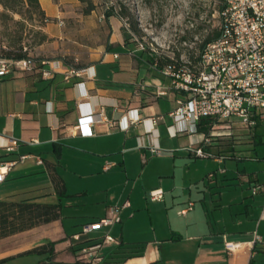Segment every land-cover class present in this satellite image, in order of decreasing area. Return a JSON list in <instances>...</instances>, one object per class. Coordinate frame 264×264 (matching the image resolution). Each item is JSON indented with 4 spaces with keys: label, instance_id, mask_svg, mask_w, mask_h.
Instances as JSON below:
<instances>
[{
    "label": "crops",
    "instance_id": "0c3cea01",
    "mask_svg": "<svg viewBox=\"0 0 264 264\" xmlns=\"http://www.w3.org/2000/svg\"><path fill=\"white\" fill-rule=\"evenodd\" d=\"M38 2L43 16L41 38L31 51L34 56L29 53L37 66L0 76V161H16L0 183V201L58 205L59 216L1 238L0 264L24 258L37 264L45 255L26 251L47 241H57L54 264H81L79 248L107 234L116 243L105 244L100 253L104 257L109 249L121 247L116 257H127L121 264H264L259 255L264 254V246L252 244L255 234L264 235V218L260 217L264 195L250 197L243 190L224 199L226 193L236 192L219 186V180L229 178L226 171L211 166L192 171L198 157L191 148L203 146L218 154V143L213 139L204 144V132L198 127L173 134L175 121L169 113L180 95L156 69L149 57L153 52L139 50L133 38L125 41L121 19H105L97 5L84 14L79 0ZM69 68L79 70L80 76L66 82L63 75ZM43 69L50 74L43 75ZM161 98L173 103L166 113L157 112ZM99 109L106 119L93 124L92 134L80 135L75 127L79 118ZM134 109L140 120L127 125ZM186 134H193L189 144L188 138L182 140ZM66 147L97 155L95 168L87 175L101 172L102 184L68 191L60 161L55 160ZM22 155L25 158L19 160ZM131 158L142 163L140 168L130 169ZM106 164L110 166L104 169ZM36 173L40 179L32 185L50 187L60 199L57 203L43 202L39 195L14 197L26 187L21 186L22 179ZM57 183L64 187V195L59 194ZM158 188L162 199H150V191ZM209 191L212 195L208 196ZM71 194L76 199L68 200L66 206L80 208L64 216L61 200ZM124 201L129 205L121 209L120 222L95 227L97 232L92 228L77 241L71 239L83 225L106 216L110 206ZM241 204L242 209L238 208ZM226 240L241 245L228 253Z\"/></svg>",
    "mask_w": 264,
    "mask_h": 264
},
{
    "label": "built area",
    "instance_id": "2783aa9c",
    "mask_svg": "<svg viewBox=\"0 0 264 264\" xmlns=\"http://www.w3.org/2000/svg\"><path fill=\"white\" fill-rule=\"evenodd\" d=\"M218 31L219 35L206 43L193 61L173 60L159 70L170 79V89L180 95L176 98L177 106L169 113L175 121L171 126L173 134L193 132L201 118H211L214 123L209 132L204 133V144L211 143L213 139L219 143V138L232 135V129H240L250 136L258 125L264 128V0H223V7L219 11ZM147 47L144 43L137 42L139 50ZM148 49L157 53L153 47ZM36 66L37 61L30 54L22 59L1 58L0 76L14 70H33ZM42 74L49 75L50 71L43 69ZM77 76H80V71L75 68H69L63 75L66 82H71ZM165 93L160 91V94ZM131 111L135 113L127 117V125L140 120L136 109ZM159 118L151 119L156 121ZM103 119L106 117L102 109L94 110L82 115L75 127L90 135L93 124ZM152 151L160 153L157 148H152ZM191 151L197 157H214L219 161L226 157L207 151L203 146L192 147ZM24 158L23 155L19 156V160ZM15 162L0 161V183ZM38 162L41 163V160ZM109 166L110 164H106L104 169ZM218 171L225 170L221 168ZM213 174L211 172L208 176L212 177ZM250 191L252 195H264V183L252 184ZM149 196L152 200H160L163 191L160 188L153 189ZM128 205L129 202L124 201L110 206L106 216L83 225L80 232L71 235V239L77 241L82 233H87L92 228L120 222V211ZM191 205L192 203L189 206ZM185 211L186 209L182 212ZM260 217L264 218V202ZM112 243H116V240L107 234L98 241L81 246L77 259L81 264H98L102 259L101 248ZM252 244L264 246V235L255 234ZM240 245L238 241H224V248L228 253H232Z\"/></svg>",
    "mask_w": 264,
    "mask_h": 264
},
{
    "label": "rangeland",
    "instance_id": "374dc122",
    "mask_svg": "<svg viewBox=\"0 0 264 264\" xmlns=\"http://www.w3.org/2000/svg\"><path fill=\"white\" fill-rule=\"evenodd\" d=\"M93 1L100 12H104L109 5L115 6L117 11H120L121 8L126 13L121 19L122 26L127 31H130V38L144 43L149 48H155L159 57L166 56L174 61L180 59L193 61L196 58L205 37L218 30L219 11L223 3V0ZM20 13L7 10L0 3V55L5 51L16 52L19 47H22L23 50L26 48L34 56L31 51L34 50L36 43L41 38L39 26L43 23V16L38 9L32 7L26 9V6L21 7ZM131 25L135 26L136 31L131 29ZM107 28L109 29V25ZM150 52L153 51L150 50ZM156 108L158 113H166L173 108V103L161 98L156 103ZM78 133L88 136L81 130ZM260 134L261 141L254 143L253 139H251L252 135L247 136L245 131L232 129V135L224 136L218 140L216 151L218 154L226 155L225 158H221V163H217L214 157H198L194 161H198L197 166H193L192 171L196 169L195 167L198 168L199 172L200 167L205 170L206 167L211 166L215 171L222 168L228 173L229 178L222 181L219 180V186L232 189V191L236 189V192L226 193L224 199L233 198L243 190L246 195L254 197L250 195L249 185L255 182L264 183V131L260 132ZM195 136L200 138L201 135L195 134ZM184 138H188L187 144H189L193 139V134H186L182 136V140ZM97 148H100V145ZM229 152L231 156H229ZM184 156H187V154L185 153ZM55 160L60 161V171L67 179L68 191H74L85 184L95 186V188L102 184L103 178L99 175L101 172H97L95 176L87 175L95 168L94 166L98 161L97 155L93 154L92 151H84L78 147H66L64 153L58 157L56 156ZM141 164L136 158H131L129 161L132 171L137 170L138 167L140 168ZM38 179H40V173L22 179L21 186L26 187L20 188L18 194L14 197L21 198L39 195L38 199L43 202L57 203L60 199L55 194H52L50 187H45V184L36 187L32 185ZM226 182H231L232 184L226 186ZM208 193V196L212 195L210 191ZM75 199L76 197L71 194L61 200L62 205H64V216L70 214L69 211L80 208L66 206L68 200ZM242 205H238V208L242 209ZM64 218L68 220V217ZM93 230L94 232L99 231L98 228H93ZM259 255L264 257V254ZM30 262L24 258L13 262V264H31Z\"/></svg>",
    "mask_w": 264,
    "mask_h": 264
},
{
    "label": "trees",
    "instance_id": "16d2710c",
    "mask_svg": "<svg viewBox=\"0 0 264 264\" xmlns=\"http://www.w3.org/2000/svg\"><path fill=\"white\" fill-rule=\"evenodd\" d=\"M84 4L83 6V13L87 14L90 13L93 9L96 8V4L93 0H79ZM1 5L7 9L12 10L14 13L21 14V7L26 6L28 8H35L38 9L39 12L42 13L38 0H0ZM223 7V3L220 6V9ZM105 19L108 20L110 16H117L120 19L126 15L125 12L117 11L115 6L109 5L103 12ZM131 29L136 31L135 26L131 25ZM125 35V41L128 40L129 30H123ZM219 35V31L216 30L213 34L208 35L202 41L200 45V49L204 47V45L212 40H214ZM135 42V40H133ZM145 51H150L148 47ZM29 56V52L27 50H23L22 47H19L16 52L5 51L3 52L0 57L3 59H22ZM152 62L155 64L157 70H160L166 64L172 62L173 60L169 57H159L157 54L153 53L152 56H149ZM160 72V71H159ZM161 73V72H160ZM162 74V73H161ZM163 75V74H162ZM214 123V120L211 118H201L197 123V127L199 131H203L204 133H208L210 127ZM263 130L260 125L257 126L254 134L252 135L251 139H253L254 143H258L261 141L260 139V132L259 130ZM231 151V150H230ZM58 191L60 195H64V187L62 185H58ZM58 205L53 204H41L30 202L28 200H21V201H0V239L10 236L12 234L27 230L29 228L34 227L43 222L51 221L59 216L58 213ZM57 241H47L46 243L34 247L26 253H37V254H44L45 257L40 259L37 264H54L53 257L55 255L54 246ZM120 246V245H119ZM121 247L118 248H111L108 250L106 255L102 257L101 261L98 264H121L127 257L118 258L116 255L120 253ZM115 259V260H114ZM114 261V262H112Z\"/></svg>",
    "mask_w": 264,
    "mask_h": 264
}]
</instances>
